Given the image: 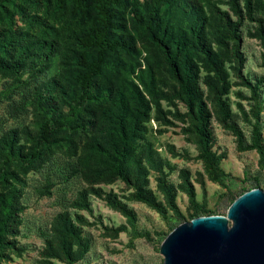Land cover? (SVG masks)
I'll list each match as a JSON object with an SVG mask.
<instances>
[{"label": "rangeland", "instance_id": "obj_1", "mask_svg": "<svg viewBox=\"0 0 264 264\" xmlns=\"http://www.w3.org/2000/svg\"><path fill=\"white\" fill-rule=\"evenodd\" d=\"M121 1L79 103L94 8L0 0V264H162L175 226L264 188V0H168L150 28Z\"/></svg>", "mask_w": 264, "mask_h": 264}, {"label": "water", "instance_id": "obj_2", "mask_svg": "<svg viewBox=\"0 0 264 264\" xmlns=\"http://www.w3.org/2000/svg\"><path fill=\"white\" fill-rule=\"evenodd\" d=\"M158 251L162 264H264V188L237 196L225 216L181 222Z\"/></svg>", "mask_w": 264, "mask_h": 264}, {"label": "trees", "instance_id": "obj_3", "mask_svg": "<svg viewBox=\"0 0 264 264\" xmlns=\"http://www.w3.org/2000/svg\"><path fill=\"white\" fill-rule=\"evenodd\" d=\"M73 7L75 9H84V7L92 6L96 13V25L91 30L90 34L86 35L83 44L86 46H97L99 47V54L91 60H88L86 55L81 57V66L83 67V72L79 77L81 91L79 94V103L84 102L86 99H90V88L92 85V79L95 75L100 72V67L104 61L103 54L116 45L121 44L120 40H114V42H110L109 33L111 28L115 26L114 19L116 17V13L114 10L115 6H121V0H71ZM168 0H144V3L147 4L148 10L146 11V19L143 24L146 27L150 28L152 24L158 26L159 19L157 18L159 6ZM171 1V0H170ZM173 1V0H172ZM248 3L250 0H246ZM171 4V2L169 3ZM134 16L137 20L142 21L141 14H137L134 11ZM143 22V21H142ZM165 33L167 31H164ZM167 34V33H166ZM154 40L159 43L164 53L166 62L168 63L172 73L178 78V80L183 85V91L185 95H188V84L185 80L179 76L177 66L175 65V56L171 54L169 47L161 40L153 35ZM77 101V102H78ZM189 101V100H188ZM75 101V103H77ZM49 129H51V125H49ZM49 132V130H47ZM121 156L124 154L121 152ZM10 156V155H9ZM12 157V155L10 156ZM15 157V156H14ZM231 203V202H230Z\"/></svg>", "mask_w": 264, "mask_h": 264}]
</instances>
